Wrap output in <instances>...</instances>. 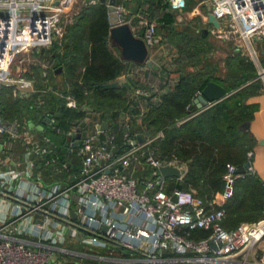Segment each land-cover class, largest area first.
<instances>
[{
	"label": "built area",
	"instance_id": "2783aa9c",
	"mask_svg": "<svg viewBox=\"0 0 264 264\" xmlns=\"http://www.w3.org/2000/svg\"><path fill=\"white\" fill-rule=\"evenodd\" d=\"M99 1L0 0V264H88L86 259L108 264H118L119 260L143 264H249L246 259L250 250L264 242V220L243 223L234 230L225 229L223 222L236 180L255 173L252 166L239 174L237 167L227 164L223 191L205 200L195 188L169 190L170 183L183 181L187 165L160 154L156 143L164 137L162 132L134 144L140 134H133L131 125L126 124L119 143L117 133L97 129L92 119L78 149H74L73 136L80 123L75 124L67 137L70 153L81 162L78 171L72 161L60 165V157L53 155L46 136V127L55 124L54 116L47 122L51 113L45 115L44 125L35 124L27 115L13 119L3 115V88H10L15 99L52 91L47 78L41 84L34 74L15 76L17 58L30 50L42 53L55 41L61 42L72 7L78 3L93 6ZM131 1L116 2L119 13L126 16L125 22L149 49L158 46L161 39L156 21L132 26L127 19L125 3ZM201 2L220 21V28H214L213 34L232 41L259 63L264 46V0ZM168 3L175 10L188 6V0ZM259 79H264V68ZM135 95L148 97L149 91L138 88ZM63 98L68 108H79L71 96ZM38 99V104H43L42 98ZM32 124L43 126V130L32 129ZM9 142L27 151L17 154L8 148ZM248 158L252 160L253 153ZM40 161H47L52 173L65 180L46 184L38 167ZM162 166L184 172L178 178H165L160 172ZM173 196H177L176 202ZM196 230L209 236L191 238ZM73 240L83 242L87 250L72 248L68 242ZM112 246L123 250L124 257L113 258ZM128 253L135 259L129 260ZM239 253L245 256L241 262L232 258ZM255 264H264V255Z\"/></svg>",
	"mask_w": 264,
	"mask_h": 264
},
{
	"label": "trees",
	"instance_id": "16d2710c",
	"mask_svg": "<svg viewBox=\"0 0 264 264\" xmlns=\"http://www.w3.org/2000/svg\"><path fill=\"white\" fill-rule=\"evenodd\" d=\"M125 7L129 16H137L133 20L135 25H139L141 19L156 21L158 34L163 35L161 43L176 50L177 57L173 61L179 69V79L174 86L160 93L130 79L119 84V79L127 75L130 68L110 39L112 25L107 0H100L96 5L84 7L66 27L61 42L55 41L50 49L41 53V59L50 66L49 72L44 77L39 66L34 68L33 74L41 84L47 78V86L54 92L45 93L43 104L39 105L38 97L13 99L12 90L3 88L2 113L8 119L27 115L40 125L45 124L47 113L53 114L55 124L45 126L46 136L50 139L53 155L60 157V165L72 159L67 132L85 119L86 106L94 109L99 120L111 125L110 131L117 133L119 143L126 124L131 125L133 134L146 137L162 132L164 137L156 143L160 154L187 165L183 181L170 183L169 190L195 188L200 197L211 200L224 189L227 164L240 169L253 161L248 154L254 148L255 139L243 129V124L254 118L256 107L247 105L246 100L260 87L253 81L258 76L256 66L238 53L234 43L226 41L227 51L231 54L227 62L234 73L228 79L216 76L217 64L209 59V52L213 50L210 35L204 37L200 31L197 38H192L179 31L178 15L172 13L168 0H132L125 3ZM177 32H180L179 41L173 43L172 34ZM59 69L62 70L58 72ZM209 82L224 86L229 96L199 111L194 100ZM138 88L147 89L149 96H136ZM62 96L74 98L79 108H68ZM46 164L47 161L38 162L46 184L65 180L66 177L53 174L52 167ZM225 209L223 226L227 230L264 220L263 179L256 173H247L245 178L237 179L234 196ZM208 236L209 233L203 230L190 234L196 240ZM112 248L113 258L125 253ZM127 256L129 260L135 259L131 253Z\"/></svg>",
	"mask_w": 264,
	"mask_h": 264
},
{
	"label": "crops",
	"instance_id": "0c3cea01",
	"mask_svg": "<svg viewBox=\"0 0 264 264\" xmlns=\"http://www.w3.org/2000/svg\"><path fill=\"white\" fill-rule=\"evenodd\" d=\"M189 6H191V8L194 6L196 13H194L193 15H196L195 16V18L197 20L196 24L199 25V28H198L199 32L201 31V33L204 37L207 35H210V37H213L214 36V34H213L214 27L207 22V15L210 13V10H209L208 6H206L205 4H202L201 0H188V6L185 10L172 9V13L175 15H178L176 18L177 19L176 24L180 23L179 17L184 15L185 13H187V11H189L188 10ZM129 15H130V12H129ZM129 15L127 16V19L129 21H131V24H133L132 26H136L134 24L133 20L137 16H129ZM144 21H146V20L141 19L140 24L143 23ZM137 29L139 30L140 26ZM159 36H160V39L162 42L163 35L160 34ZM161 42L158 46L149 49V60L152 61L154 64H156L159 69L158 70H152V69L148 68L146 66V64L145 65H138L135 63L124 61L125 65L130 68V71L127 75H125L124 77H121L119 79V81H118L119 84L122 85L128 79H130V80H134V81H137V82L145 85L149 89L157 90L160 93H164L167 91V89L169 87V86H167V84H170V86H171V84L173 83V86H174V84L179 79V69L175 65V63L173 61L174 59L173 60L168 59V56L171 54L170 49L169 48L165 49V47H164L165 43H161ZM222 43H224V42H222ZM261 50H262V57L260 59L259 64L264 67V46H262ZM238 51H240L238 53H240L241 56L245 55L244 50L238 49ZM253 63L256 66V62L253 61ZM40 67L44 71V74H45V72L47 74L49 69H50V67L48 65H46V66L41 65ZM256 70H257L258 76L253 81H257V83H259L260 87L258 88L257 92L254 95H251L246 100L247 105H252V106H255L256 108L254 111V118L252 121L249 122L250 123V131H247V130H245V131L250 133L255 139V145H254L253 150L251 151V153H253L252 167L254 169V172L260 178H262L264 181V79H259V71H258L257 66H256ZM32 71L34 73V69H32ZM173 74H176V77H173ZM151 78H152V80H151ZM44 95L45 94H42V95L35 94L34 96L43 98ZM34 96L32 98H34ZM13 99H15L14 96H13ZM212 105H214V104L210 103L209 107H211ZM206 109L207 108H205L204 110H206ZM199 111H201V110H199ZM93 121H94V125L95 124H101L102 122H105V121L99 120L98 115H95V114L93 116ZM2 141H5V139H3ZM6 141L8 142V139ZM7 146L11 151H15L17 154H19V153L23 154L27 151V149H24L18 143L9 142L7 144ZM71 161H72L73 165L75 166V168L78 170L80 167V164H81L80 160L74 155V156H72ZM72 248H74L75 250H78V251L87 250L85 244L83 242H80L79 240H75V242L73 241ZM256 250L260 251L259 257H262L264 255V242ZM98 251H100V250H98ZM242 256H243V254L239 253V254H236L235 256H233L232 258H233V260H235L237 262H241L243 260ZM86 261L92 262L93 264H108V262L102 263V262H99L96 260H90V259H86Z\"/></svg>",
	"mask_w": 264,
	"mask_h": 264
},
{
	"label": "water",
	"instance_id": "95a60500",
	"mask_svg": "<svg viewBox=\"0 0 264 264\" xmlns=\"http://www.w3.org/2000/svg\"><path fill=\"white\" fill-rule=\"evenodd\" d=\"M104 2L105 0H101ZM108 15L110 24L112 25L110 30V39L113 44L120 49L121 58L126 62H133L138 65H145L152 69L158 70V66L149 60V48L143 39L137 37L131 26L126 23V16L119 13L118 7L116 6V0L109 1L107 5ZM207 22L212 25L214 28L219 29L221 24L220 21L216 19V17L209 13L207 15ZM205 32V31H204ZM45 49H42V54H44ZM62 69H59L60 72ZM229 94L224 86L216 83L209 82L206 87L203 89L201 94L197 96L194 100L198 110H204L210 106V103L215 104L225 98H227ZM84 111L86 112V117L83 122L77 128L76 134L73 136L74 140V149H78L80 145V140L82 138L83 132L86 129L87 125L92 121L94 116V109L91 107H84ZM53 117V114H50L47 122H50V119ZM111 125L108 122H102L97 125V129L101 131H109ZM32 129L34 130H43V126L35 127L32 124ZM243 129L250 131V123L243 124ZM146 140V136L144 134H140L137 137V140L134 144L143 143ZM252 166L251 163H248L245 167L240 168L238 170L239 174H244L247 169ZM160 172L165 178H178L184 172L183 169L176 168L174 166H162L160 168ZM172 201H177V196L172 197ZM72 217L76 219L75 212L72 211ZM106 230V228H104Z\"/></svg>",
	"mask_w": 264,
	"mask_h": 264
},
{
	"label": "rangeland",
	"instance_id": "374dc122",
	"mask_svg": "<svg viewBox=\"0 0 264 264\" xmlns=\"http://www.w3.org/2000/svg\"><path fill=\"white\" fill-rule=\"evenodd\" d=\"M83 8H84V5L79 4V3L75 4L72 7V9L68 12L67 18L65 19L66 27L74 21L76 14H79ZM188 10L189 11H187V13H185L184 15L179 17L180 23H178V28H179V31H182L183 33H185L186 36H189L192 38H197L199 35L198 34L199 33V29H198L199 25L196 24V22H197V20L195 18L196 15H193L194 13H196L194 6L192 8H191V6H189ZM179 36H180V32H177L176 34H172V38H171L172 42L177 43V41H179ZM210 40H211V44L213 45V50H211L209 52V59H210V61L213 62V64H217L216 68H215L214 75L228 79L229 77H231V75L234 73V71H232V69H230V67L228 66L229 63L227 61H228V57L231 54L228 53L229 51H227L228 46L226 43L232 42V41L226 42V41L220 40L216 37L215 34L213 37H210ZM222 42H224V43H222ZM237 42L239 43V41H237ZM164 47H165V49H168V48L170 49L171 54L168 56V59L173 60L175 56L177 57V55H176L177 52L173 47L172 48L174 50L167 43L164 44ZM237 49L243 50L241 47H238ZM243 56H244V58L253 62V60L248 55V53H245V55H243ZM41 65L46 66V65H48V62L46 60L44 61L41 59V53L37 52L36 50H30L28 52L21 54L17 58V60L14 63L13 74L15 76H18L21 74H22V76L23 75H30V74H33L32 69L39 67ZM256 66L258 67L259 72L261 71V68H264L259 63H256ZM173 77H176V74H173ZM151 80H152V78H151ZM167 86H169L168 89H170V87L173 86V83L171 84V86H170V84H167ZM31 98L28 97L27 99L31 100ZM261 221H263V220H261ZM70 244H73V242L69 241L68 245H70ZM256 249L253 248L252 250H250V255L246 259V261L249 264H255V263H258V261H259L260 251H258ZM242 258L244 260V258H245L244 254H243ZM69 261H72V259H70ZM118 262H114V263H118V264H132L133 263L132 261L131 262H129V261L128 262L127 261L122 262L121 260H119Z\"/></svg>",
	"mask_w": 264,
	"mask_h": 264
}]
</instances>
